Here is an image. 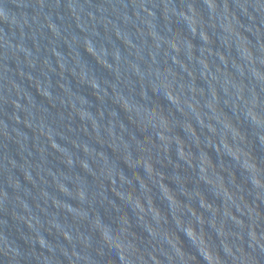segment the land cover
<instances>
[{"label": "water", "instance_id": "obj_1", "mask_svg": "<svg viewBox=\"0 0 264 264\" xmlns=\"http://www.w3.org/2000/svg\"><path fill=\"white\" fill-rule=\"evenodd\" d=\"M0 264H264V0H0Z\"/></svg>", "mask_w": 264, "mask_h": 264}]
</instances>
